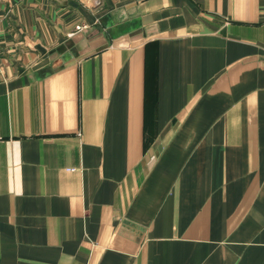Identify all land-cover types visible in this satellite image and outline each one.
Wrapping results in <instances>:
<instances>
[{"label": "crops", "instance_id": "0c3cea01", "mask_svg": "<svg viewBox=\"0 0 264 264\" xmlns=\"http://www.w3.org/2000/svg\"><path fill=\"white\" fill-rule=\"evenodd\" d=\"M0 50V264H264V0H0Z\"/></svg>", "mask_w": 264, "mask_h": 264}, {"label": "built area", "instance_id": "2783aa9c", "mask_svg": "<svg viewBox=\"0 0 264 264\" xmlns=\"http://www.w3.org/2000/svg\"><path fill=\"white\" fill-rule=\"evenodd\" d=\"M83 28H87V26L82 25V26H78L77 29H83ZM1 58H2V52L0 50V73L3 75L4 71H3V67H2V63H1Z\"/></svg>", "mask_w": 264, "mask_h": 264}]
</instances>
